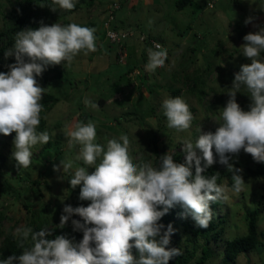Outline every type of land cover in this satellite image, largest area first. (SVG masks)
Wrapping results in <instances>:
<instances>
[{
	"label": "rangeland",
	"instance_id": "obj_1",
	"mask_svg": "<svg viewBox=\"0 0 264 264\" xmlns=\"http://www.w3.org/2000/svg\"><path fill=\"white\" fill-rule=\"evenodd\" d=\"M114 1L120 4L117 17L119 13L123 17L116 18L113 25L116 29L133 32L126 40V55L122 61L117 60L116 47L105 36L107 14ZM185 1L182 8L178 7L177 0H74L72 10L56 6V15L49 24L68 20L95 28L97 51L81 52L71 64L65 62L47 67L48 82L41 86L52 93L57 102L44 107L38 132L47 131L51 139L47 144L32 148L30 167L19 168L12 157L15 136L0 133V154L5 158L0 161V246L7 234H13L18 227L33 229L42 225L53 230V237L68 235L69 222L79 216L74 214L63 229L59 228L64 204L77 207L90 203L78 198L81 186L72 189L68 180L76 167L85 165L74 160L78 148L68 149L64 135L66 126L77 121L94 122L96 142L105 148L109 139H119L126 134L130 140L129 153L137 165L149 161L153 164L155 144L185 158L184 140L194 142L200 134L198 128L202 132L215 131L229 98L227 93L231 90L234 74L242 64L251 63L242 54L241 45L247 33L257 30L253 24L264 26V0ZM13 2L0 0V28ZM249 16L254 19L246 25L244 21ZM153 41L167 50L168 59L163 67L148 72L145 70L147 50H156ZM261 59H264V52ZM176 96L189 104L194 115L187 131L167 127L162 103ZM85 98L96 101L99 108L87 107ZM236 99L248 110L251 100L246 87H241ZM61 159L74 161L73 170L64 173L63 180L57 179L62 169L57 173L52 167ZM232 162L242 170L245 181V190L239 194L231 191L232 173L218 162L211 166L221 174L219 185L228 189V199L211 207L213 220L218 224L217 237L210 235L208 243L211 254L199 261L203 254V237L189 240L180 222L182 218L194 222L190 214H184L173 224L176 231L168 247L178 244L184 252L194 250L190 264H264L263 208L257 222L259 241L256 247L237 255L234 261L223 260L226 240L246 234V210L261 207L259 201L264 198V175L253 172L264 162L254 161L243 150ZM219 219L223 220L221 224Z\"/></svg>",
	"mask_w": 264,
	"mask_h": 264
},
{
	"label": "clouds",
	"instance_id": "obj_2",
	"mask_svg": "<svg viewBox=\"0 0 264 264\" xmlns=\"http://www.w3.org/2000/svg\"><path fill=\"white\" fill-rule=\"evenodd\" d=\"M52 3L65 10L75 7L74 0ZM253 19L249 16L244 23ZM253 27L257 30L247 33L241 45L242 54L251 63L242 64L234 74L215 131L198 128L200 134L194 142L183 141L184 162L177 163L171 154H165L158 167L150 161L137 165L129 153L126 134L109 139L105 148L96 142L94 122L66 126L68 149L78 148L74 160L85 165L76 167L68 180L72 189L81 186L78 198L90 203L77 207L64 204L58 227L63 229L74 214L78 215L82 220L72 219L71 224L73 231L83 232V238L79 242L66 234L50 238L53 230L47 227L39 231L18 227L13 235L23 251L0 259V264H169L181 255L179 248L168 247L176 230L171 223L165 229L158 223L160 219L178 205L198 228L207 229L213 219L210 204L226 201L228 189L217 183V175L205 176L206 170L217 162L225 166L232 173L231 191L239 194L245 190V181L233 158L243 150L254 161L264 162V26ZM95 32V28L77 23L64 26L40 21L38 28L18 31L13 46L4 52L5 58L14 56L15 63L8 65L9 71H0V133H15L12 157L19 168L30 167L32 148L51 139L47 131H37L46 89L36 77L48 66L71 64L81 52L97 51ZM155 49L147 50L148 72L163 67L168 59L160 44ZM242 86L251 100L248 110L236 99ZM84 103L99 108L88 98ZM162 107L168 128L181 132L191 128L194 115L181 96L164 99ZM73 163L63 159L54 163V172L62 169L57 179L63 180V174L73 170Z\"/></svg>",
	"mask_w": 264,
	"mask_h": 264
},
{
	"label": "trees",
	"instance_id": "obj_3",
	"mask_svg": "<svg viewBox=\"0 0 264 264\" xmlns=\"http://www.w3.org/2000/svg\"><path fill=\"white\" fill-rule=\"evenodd\" d=\"M85 1V0H81ZM89 2H92L93 0H87ZM185 0H177V4L179 8L184 7ZM50 7H56V5H53L52 0H14L12 4V8L10 12L8 13L6 19L4 20L3 27L0 28V71L7 72L10 69L8 68L9 64L15 63V57L10 56L8 58L4 57V52L8 49H10L15 41L16 33L20 30L26 29V28H38L40 26V21H43L45 24H49V21L52 17H54L56 14L55 12L50 10ZM19 9V12L17 11ZM70 22L68 20H64L61 25H68ZM49 72V69L47 68L40 76H37L36 79L40 85H45L47 81V74ZM45 83V84H44ZM44 87V86H42ZM54 102H57V98L52 95V93H49L45 90V93L43 95L42 100L40 103L43 105V107L48 108L51 104ZM41 120H43L41 118ZM40 120V125L37 129V131H40L42 123ZM12 137L15 136V133L13 132L10 134ZM153 153H154V161L153 166L158 167L161 163V157L165 154H171L173 156V159L177 163L184 162V157L179 153L174 152H167L164 150V148H160L156 144L154 145ZM5 158L0 154V161H3ZM194 171V169H193ZM254 173L264 175V164L258 165L255 170H253ZM205 176L210 177L212 175H217V183L219 184L221 180V174L219 172H216L213 168L209 167L206 172L204 173ZM5 187H8V184H4ZM219 202V201H218ZM214 202L210 204V207H215L219 203ZM260 206L255 208H249L246 210V221H247V232L244 235L236 236L232 239H228L225 242L224 250V261H234L237 257V255L248 253L249 251H252L256 245L258 244V236H259V225L257 224L259 213L261 208L264 209V198L259 201ZM186 214L185 210L181 208L180 206H176L174 208L169 209L168 213L165 214L158 223H161L165 226V229L167 228L168 224H172L174 227V222L179 219L181 216ZM189 214V213H187ZM81 219L82 218H77ZM181 224L184 226V231L187 232V238L189 240L195 241L198 236L203 237V244H201L202 249V256L199 258V261L204 259L205 257L209 256L211 253L208 250V243L210 241V235H214L213 237H217V231H218V224L212 221L210 222L207 229L198 228L195 225V222L192 220H187L182 218ZM223 220L219 219L218 223L221 224ZM45 228L42 225L36 226L33 228L34 231H39L40 229ZM70 239H74L76 242H79L83 238V232L82 231H73V226L71 224V221L68 225V235ZM50 238H54L53 236ZM30 245H26L28 247ZM174 247H177L181 250L182 254L179 256H176L172 260L169 261V264H190V260L195 254L194 250L187 249V252H184V250L181 249L180 245L176 244ZM194 248V247H193ZM23 249L18 247V241L17 238L14 237L13 234L9 233L4 238L2 245L0 246V259L6 258L9 255L15 254L19 255L21 254Z\"/></svg>",
	"mask_w": 264,
	"mask_h": 264
},
{
	"label": "built area",
	"instance_id": "obj_4",
	"mask_svg": "<svg viewBox=\"0 0 264 264\" xmlns=\"http://www.w3.org/2000/svg\"><path fill=\"white\" fill-rule=\"evenodd\" d=\"M209 5L212 6V3H209ZM119 6L120 4L118 1H114L110 6V9L107 14L108 17L106 18V22H105V28H106L105 36L108 39V41H110L111 44L116 47L117 60L122 61V59L126 55V49H125L127 43L126 40L132 35L133 32L125 28L116 29L115 26L113 25L117 17L116 12L119 9ZM142 39L145 38L143 37ZM157 43L160 44L159 42L153 41V46H155Z\"/></svg>",
	"mask_w": 264,
	"mask_h": 264
},
{
	"label": "crops",
	"instance_id": "obj_5",
	"mask_svg": "<svg viewBox=\"0 0 264 264\" xmlns=\"http://www.w3.org/2000/svg\"><path fill=\"white\" fill-rule=\"evenodd\" d=\"M122 15H123V14H120V13H119V16H118V17L121 18V17H123ZM118 17H116V18H118ZM104 53H105V52L103 51V54H104Z\"/></svg>",
	"mask_w": 264,
	"mask_h": 264
}]
</instances>
